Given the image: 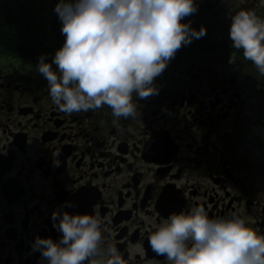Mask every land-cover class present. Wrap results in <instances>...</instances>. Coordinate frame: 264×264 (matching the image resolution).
I'll use <instances>...</instances> for the list:
<instances>
[{"label": "flooded vegetation", "instance_id": "1", "mask_svg": "<svg viewBox=\"0 0 264 264\" xmlns=\"http://www.w3.org/2000/svg\"><path fill=\"white\" fill-rule=\"evenodd\" d=\"M57 2L0 0V264H46L32 245L62 235L54 210L99 214L128 264H170L151 250L145 217L196 205L264 233V145H239L244 127L264 125L249 117L264 114V76L224 39L231 16L259 0H196L181 22L206 34L154 77L158 94L134 95L139 117L129 119L52 103L36 65L64 42ZM232 52L243 62H224Z\"/></svg>", "mask_w": 264, "mask_h": 264}, {"label": "clouds", "instance_id": "2", "mask_svg": "<svg viewBox=\"0 0 264 264\" xmlns=\"http://www.w3.org/2000/svg\"><path fill=\"white\" fill-rule=\"evenodd\" d=\"M197 10L196 0H58L54 11L64 42L51 63L41 54L36 65L52 103L69 114L107 105L118 119L138 118L134 95L158 94L154 77L182 44L206 34L203 25L197 30L181 22ZM228 36L231 47L264 76V16L241 8L230 18ZM234 60L232 52L229 62ZM51 218L60 238L37 236L32 245L46 264H128L104 235L99 214L54 210ZM145 219L152 228L151 250L170 264H264V233L236 212L210 217L196 205L158 223ZM135 252L143 253V246Z\"/></svg>", "mask_w": 264, "mask_h": 264}, {"label": "rangeland", "instance_id": "3", "mask_svg": "<svg viewBox=\"0 0 264 264\" xmlns=\"http://www.w3.org/2000/svg\"><path fill=\"white\" fill-rule=\"evenodd\" d=\"M250 9H253L257 13V15L264 16V5H261L258 3L256 6H254L253 8H250ZM224 39L226 40V42H228L231 45V40H230L228 34L224 36ZM223 61L228 63L229 59H224ZM233 62H243V61L241 59H235ZM256 72L258 73V70H256ZM249 117L253 118L254 120H256V118L259 117L258 118V121H259V119H261V118L263 119L264 114L258 115V112H254V113H251L249 115ZM247 126L244 127V129H246L249 133L246 131L247 133L246 132H245L246 134L244 133L243 138L245 139V135L248 134V139L247 138H246L247 140L243 139L239 143V145H264V125L262 126V124H260V122H258L256 124H254L252 127H247ZM258 126H260V127H258ZM242 134H243V132H242Z\"/></svg>", "mask_w": 264, "mask_h": 264}, {"label": "trees", "instance_id": "4", "mask_svg": "<svg viewBox=\"0 0 264 264\" xmlns=\"http://www.w3.org/2000/svg\"><path fill=\"white\" fill-rule=\"evenodd\" d=\"M0 13H1V10H0ZM0 29H1V28H0ZM2 39H3V40H7V41L10 40L8 37H5V36H3ZM235 53H236V55H238L240 58H242L244 61H246V62H251V61H249V60H247V59H245V58L243 57V55H242V51H237V52L235 51Z\"/></svg>", "mask_w": 264, "mask_h": 264}]
</instances>
